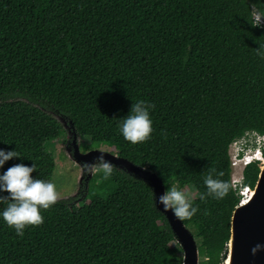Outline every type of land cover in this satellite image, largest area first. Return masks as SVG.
Instances as JSON below:
<instances>
[{
    "label": "trees",
    "instance_id": "trees-1",
    "mask_svg": "<svg viewBox=\"0 0 264 264\" xmlns=\"http://www.w3.org/2000/svg\"><path fill=\"white\" fill-rule=\"evenodd\" d=\"M255 14L264 18L263 1L0 0V148L21 157L4 168L34 161L32 175L49 180L59 114L80 139L151 170L165 188L183 173L196 192L197 212L181 220L198 264H224L241 199L229 146L264 133V23ZM137 100L153 105V131L133 144L119 121ZM213 169L229 190L201 200ZM259 171L258 161L247 165L243 185L253 188ZM98 174L80 204L57 199L23 235L0 218V264H182L149 184L115 166Z\"/></svg>",
    "mask_w": 264,
    "mask_h": 264
},
{
    "label": "clouds",
    "instance_id": "clouds-1",
    "mask_svg": "<svg viewBox=\"0 0 264 264\" xmlns=\"http://www.w3.org/2000/svg\"><path fill=\"white\" fill-rule=\"evenodd\" d=\"M256 54L264 58V45L256 47ZM153 105L145 100L132 102L127 115L119 121V132L123 138L133 144L150 138L153 131L150 109ZM21 158L15 148H0V218L13 227L17 234L23 235L27 225H38L43 222L41 209H47L54 204L59 196L56 185L51 180L38 178L32 173L37 172L33 161L26 164L23 159L4 168L7 161ZM93 171L102 173L103 178H108L113 173V166L106 160L103 152L90 162ZM38 174V173H37ZM211 170L204 177L203 183L206 192L199 194L203 200L206 195L222 198L229 190V184ZM158 202L163 210L171 212L179 219L192 217L197 212L193 205V196L183 188L174 184H166L165 190L159 195Z\"/></svg>",
    "mask_w": 264,
    "mask_h": 264
},
{
    "label": "water",
    "instance_id": "water-1",
    "mask_svg": "<svg viewBox=\"0 0 264 264\" xmlns=\"http://www.w3.org/2000/svg\"><path fill=\"white\" fill-rule=\"evenodd\" d=\"M75 136H77L76 133ZM72 145V157L75 163H83L88 172L86 190L94 167H90L89 164L101 154V151L112 166L148 183L153 192L156 209L165 215L176 241L182 248V264L199 263L198 248L191 232L181 219L177 218L171 210L164 211L162 204L158 202V197L165 187L156 173L138 166L116 153L100 149L81 152L79 144L75 143V140ZM81 179L83 178L80 177V182ZM230 233L228 256L225 262L228 261V264H264V162L253 188H250L247 197L235 207L232 213Z\"/></svg>",
    "mask_w": 264,
    "mask_h": 264
},
{
    "label": "rangeland",
    "instance_id": "rangeland-1",
    "mask_svg": "<svg viewBox=\"0 0 264 264\" xmlns=\"http://www.w3.org/2000/svg\"><path fill=\"white\" fill-rule=\"evenodd\" d=\"M261 18L259 14H255ZM262 23L264 20L260 19ZM57 123L54 128V139L48 143V150L52 153L55 159V169L51 174L49 180H51L57 187L59 196L58 199H73V201L80 204L83 200V196L86 193V175L88 174L85 165L83 163H75L72 152H73V141L79 144V150L81 152H87L90 149H100L114 153V150L103 144L92 145L86 139H80L75 136V132L71 121L66 120L59 114H55ZM91 176L100 178V174L92 170ZM80 177L83 178L80 180ZM174 185L183 188L185 191L191 193L194 197L196 192L190 185L186 176L178 172ZM170 241V240H169ZM174 244V241H170ZM200 261V259H199Z\"/></svg>",
    "mask_w": 264,
    "mask_h": 264
},
{
    "label": "built area",
    "instance_id": "built-area-1",
    "mask_svg": "<svg viewBox=\"0 0 264 264\" xmlns=\"http://www.w3.org/2000/svg\"><path fill=\"white\" fill-rule=\"evenodd\" d=\"M257 20V18L255 17ZM261 22L260 18H258ZM264 133L255 131L246 132L243 136L235 139L229 146L228 154L232 168L231 182L232 186L238 190V194L243 201L250 190L248 186L243 185V171L247 165L258 161L259 167L264 162ZM239 202V203H240Z\"/></svg>",
    "mask_w": 264,
    "mask_h": 264
},
{
    "label": "flooded vegetation",
    "instance_id": "flooded-vegetation-1",
    "mask_svg": "<svg viewBox=\"0 0 264 264\" xmlns=\"http://www.w3.org/2000/svg\"><path fill=\"white\" fill-rule=\"evenodd\" d=\"M261 1H263L264 2V0H261ZM262 17V16H261ZM262 19L264 20V18L262 17Z\"/></svg>",
    "mask_w": 264,
    "mask_h": 264
},
{
    "label": "bare ground",
    "instance_id": "bare-ground-1",
    "mask_svg": "<svg viewBox=\"0 0 264 264\" xmlns=\"http://www.w3.org/2000/svg\"><path fill=\"white\" fill-rule=\"evenodd\" d=\"M225 264H228V261H226Z\"/></svg>",
    "mask_w": 264,
    "mask_h": 264
}]
</instances>
